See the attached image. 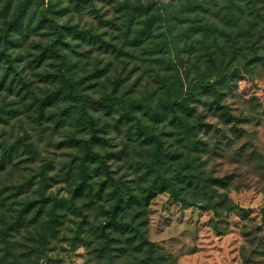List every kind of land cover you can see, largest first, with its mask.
<instances>
[{
  "label": "trees",
  "instance_id": "16d2710c",
  "mask_svg": "<svg viewBox=\"0 0 264 264\" xmlns=\"http://www.w3.org/2000/svg\"><path fill=\"white\" fill-rule=\"evenodd\" d=\"M257 1L229 0L230 5L242 13L244 7H251V18H248L245 26V23H237V19L229 16L230 12L227 11L221 17L226 25L222 28L206 20L211 7L205 0H178L173 7L156 0H148L146 4L127 0L119 4L123 12L126 38L131 35L132 45L140 47L149 58L156 57L170 72L169 76H161L164 80L154 92L157 97L154 104H151L155 101L152 99L146 101L129 97L125 93L116 94L117 85L113 96H102L97 103L99 106H95L96 101L80 90L81 82L68 69L53 75L60 87L51 94L49 90L42 96L32 94L27 108L35 113L37 122L42 124L44 120L49 121L50 105L59 101L65 106L54 114L56 123L69 122L77 133L85 136L78 138L74 135L79 153L62 172L70 198H58L47 193L49 175L46 167L49 165L36 177L11 187L15 193H27L33 180L39 179L36 196L25 198L13 213L0 217V264H40L47 256L51 239L59 231L65 215L61 211L64 209L71 210L80 218L74 230V241L84 242L87 247L96 243L93 252L97 264H116L121 259H125L124 264H176L148 237V209L158 194L169 193L173 200L188 206L204 205L207 210L214 211L217 218L233 211H244L232 203L227 194L218 192L216 187H226L225 179L205 175L204 171L198 169V155L207 148L199 134L215 130L203 121V115L196 116L198 112L195 105L200 103L201 95L213 96V101H206L205 104L218 113L223 123L247 122L233 115L222 101L226 95L223 90L233 87L231 77H234V71L239 73L238 66L234 64L240 62L239 57H250L248 65L264 64V51H260L264 41V25L260 23L264 22V15L261 14L264 2L259 7ZM69 2L77 10L86 2L91 4L90 0ZM52 9V2L47 3L46 0H17L16 3L14 0L4 1L0 12V68L1 62L4 64L0 74V89L7 81L8 90H12L14 84L21 83L15 59L10 53V49L16 47L15 36L23 38L45 30L48 36L49 33L55 36L54 42H48L41 48L40 55L36 56L34 61L38 64L48 59L49 53L59 55L58 45L64 42L65 31L88 43L104 42L100 36H94L77 26L60 25L52 17ZM231 20L235 22L230 24L228 21ZM196 36L204 43H213L222 53L215 56L214 52L212 57H206L210 79L206 78L207 73L200 70L198 78L194 79L197 82H189L185 90L178 82L181 79L176 76L179 71L174 59L179 61L181 53L192 52L200 41ZM239 36L245 37L248 43L246 47L242 42L240 47L237 46L240 43ZM224 40L229 43L230 54L224 49ZM100 47L103 45L100 44ZM42 77L49 83V72L43 73ZM103 114L111 117L116 129L124 127L132 148H140L144 153L140 161L142 174L138 181L117 177L112 170L110 163L116 154L105 150L107 142L101 136L104 129L101 124ZM147 118L153 123L169 121L173 129L171 136L182 150L180 154L177 147L164 140V131L158 132ZM0 121H6L1 111ZM231 133L238 139L243 136L236 126L231 127ZM37 153L36 146L26 139L0 142V173L13 164L15 157L26 155L24 161L33 162ZM3 200L0 194L1 204ZM83 207H97L98 222H92ZM261 215V224L252 233L245 234L250 238L251 245L264 231V208ZM24 234L27 242L23 248H18L15 239ZM259 246L264 255V240L261 238ZM250 263H253L252 258L244 255V264Z\"/></svg>",
  "mask_w": 264,
  "mask_h": 264
},
{
  "label": "rangeland",
  "instance_id": "374dc122",
  "mask_svg": "<svg viewBox=\"0 0 264 264\" xmlns=\"http://www.w3.org/2000/svg\"><path fill=\"white\" fill-rule=\"evenodd\" d=\"M4 1L0 0V12ZM16 1L14 0L15 3ZM49 1L53 7L52 17L60 25L77 26L94 36H100L104 42L88 43L65 31L64 42L58 45L59 55L49 53V58L38 64L34 61L36 56L40 55L41 48L48 42H54L55 36L50 33L48 36L47 30L31 33L23 38L15 36L16 47L10 49V53L15 59L21 83L14 84L12 90H8L7 81L0 89V111L6 118L5 122L0 121V142L11 143L17 139H26L36 146L38 153L33 162L24 161L26 155L15 157L13 164L0 173V194L4 199L3 204L0 203V217L13 213L25 198L36 196L39 179L33 180L27 193H15L11 187L22 185L26 179L36 177L48 165L47 193L58 198H70L62 172L79 153L74 135L81 138L84 134L77 133L69 122L56 123L54 114L65 106L59 101L50 105L49 121L44 120L42 124L35 120V113L27 108L32 94L42 96L48 90L51 94L60 87L53 75H59L68 69L81 82L80 90L96 101L95 106H99L97 103L102 96H113L117 85L116 94L125 93L129 97L146 101L152 99L155 101L151 104H154L157 100L154 92L164 80L161 76H169L170 73L156 57L149 58L140 47L132 45L131 35L126 38L123 12L119 9V4L127 0H90L91 4L86 2L80 10L74 8L69 0H46L47 3ZM128 1L146 4L148 0ZM156 1L173 7L178 0ZM205 2L211 7L206 20L220 28L226 26L221 17L227 11L230 12L229 16L237 19V23H245V26L248 18H251V7H244L242 13L231 6L229 0ZM257 2V6L261 7L264 0ZM231 7L232 10H229ZM261 14L264 15V11ZM232 21L228 22L231 24ZM260 23L264 25V22ZM196 38L200 39L199 36ZM238 39V47L241 42L245 47L248 45L244 36H239ZM224 42V49L230 54L229 43ZM260 51H264V41ZM214 52L215 56L222 53L213 43H204L200 39L191 53L180 54V62L174 59L179 71L176 76L181 79L178 82L185 90L189 87V82H197L194 79L198 78L200 70L207 73L206 78L210 79L206 57H212ZM239 58L240 62L234 63L238 66L239 73L234 71V77H231L233 87L223 90L226 95L223 96L222 104L228 106L233 115L242 117L247 122L223 123L218 113L205 104L206 101L212 102L214 97L201 95L200 103L195 105L198 112L196 116L203 115V121L210 124L215 132H200L199 137L206 142L207 148L199 153L196 164L205 175L225 179L226 187H216L218 192L227 194L229 200L244 211H233L217 218L214 211L207 210L204 205L188 206L173 200L169 193L158 194L148 209V237L176 264H244V255L252 258L253 263L250 264H264V255L259 246L260 238L264 240V231L252 245L250 238L245 236L261 224V210L264 208V64L248 65L250 57ZM3 66L1 62L0 74ZM198 66H201L200 69ZM45 72H49V83L42 77ZM146 120L154 124L158 132L164 131V140L177 147L180 154L182 150L171 136L173 129L169 121L153 123L148 118ZM101 124L104 126L101 136L107 142L105 150L116 154L110 163L112 170L117 177L138 181L142 174L140 161L144 153L140 148H132L124 127L116 129L110 116L103 114ZM233 126L242 132L240 139L232 135ZM96 208H82L95 223L98 222ZM61 214H65L62 224L57 235L51 239L47 256L40 264H97V257L93 252L96 243L87 247L84 242H75L73 239L76 224L80 220L78 215L67 209L62 210ZM15 241L18 248H23L27 242L26 234L17 236ZM124 263L125 259H121L116 264Z\"/></svg>",
  "mask_w": 264,
  "mask_h": 264
}]
</instances>
